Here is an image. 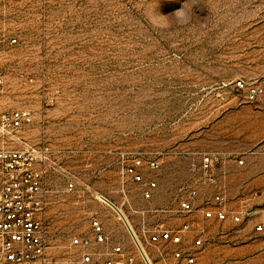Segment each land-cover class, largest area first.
Instances as JSON below:
<instances>
[{"label": "rangeland", "instance_id": "rangeland-1", "mask_svg": "<svg viewBox=\"0 0 264 264\" xmlns=\"http://www.w3.org/2000/svg\"><path fill=\"white\" fill-rule=\"evenodd\" d=\"M185 5L191 20L178 25ZM0 70V113L30 110L24 141L53 151L58 264L117 244L123 264H147L108 201L153 264L178 248L197 264H264V0H0ZM192 190L195 210L180 214ZM217 194L240 221L203 218ZM99 218L107 242L74 244ZM184 222L203 227L200 247L195 231L180 245L147 242L144 231Z\"/></svg>", "mask_w": 264, "mask_h": 264}, {"label": "built area", "instance_id": "built-area-1", "mask_svg": "<svg viewBox=\"0 0 264 264\" xmlns=\"http://www.w3.org/2000/svg\"><path fill=\"white\" fill-rule=\"evenodd\" d=\"M12 38L10 43H15ZM5 88V74L0 70V93ZM34 115L28 109L17 108L0 113V264H58V258L51 251L47 211L50 204V172L56 170L51 158L53 151L44 142L33 145L24 141L22 132L34 123ZM152 165H155L153 162ZM213 158L206 155L202 168L209 170ZM140 180V176H137ZM155 186V183H151ZM73 190V183L69 184ZM150 197V192H146ZM196 191L179 202L178 212L189 214L195 210L193 199ZM214 207L204 208V219L238 222L241 213L230 211L225 206V197L217 194ZM93 234L80 235L73 243L84 248L104 244L108 236L98 219L91 222ZM258 230H262L258 226ZM147 231V230H146ZM146 240L151 245L171 242L180 245L187 232L195 231L194 247L202 245V226L197 228L191 222H184L175 228L159 224L154 231H148ZM126 257L122 246L107 251L87 249L81 254L83 264H123ZM165 264H197V253L191 248H178L172 257H163ZM132 261V258H128Z\"/></svg>", "mask_w": 264, "mask_h": 264}, {"label": "clouds", "instance_id": "clouds-1", "mask_svg": "<svg viewBox=\"0 0 264 264\" xmlns=\"http://www.w3.org/2000/svg\"><path fill=\"white\" fill-rule=\"evenodd\" d=\"M192 7L185 5V7L180 8L177 10L173 15L175 17V23L178 25H186L191 20V13H192ZM187 8V10H185ZM162 27H166L167 25H161Z\"/></svg>", "mask_w": 264, "mask_h": 264}, {"label": "water", "instance_id": "water-1", "mask_svg": "<svg viewBox=\"0 0 264 264\" xmlns=\"http://www.w3.org/2000/svg\"><path fill=\"white\" fill-rule=\"evenodd\" d=\"M108 202H109V203L111 204V206H112V207L118 212V214H120L121 218L124 220V222H125L126 225L128 226L129 231H130V233L132 234L133 238L136 239V238H135V234H134L133 230L131 229V227H130V225H129L127 219H126V217H125L124 214L122 213V211H121V210H120L115 204H113L112 202H110V201H108ZM137 245H138V247H139V249H140L141 254L143 255L144 259L146 260L147 264H150V262H149L147 256L144 254V252H143V250L141 249V247H140L138 241H137Z\"/></svg>", "mask_w": 264, "mask_h": 264}, {"label": "bare ground", "instance_id": "bare-ground-1", "mask_svg": "<svg viewBox=\"0 0 264 264\" xmlns=\"http://www.w3.org/2000/svg\"><path fill=\"white\" fill-rule=\"evenodd\" d=\"M123 213V212H122ZM124 214V213H123ZM119 216H120V214H119ZM125 216V215H124ZM121 217V216H120ZM126 217V216H125ZM127 219V218H126ZM124 221V220H123ZM127 221H128V219H127ZM125 223V222H124ZM128 223H129V225H130V227H131V229L133 230V227H132V225L130 224V222L128 221ZM125 226H126V228L129 230V228H128V226L126 225V223H125ZM133 232H134V230H133ZM134 234H135V241H136V243H137V241H138V243H139V245H140V247H141V249L143 250V252H144V254L147 256V258H148V260H149V262H150V264H153L152 263V260H151V258H150V256H149V253H148V251H146V249H145V247L142 245V243L139 241V239H138V237H137V234L134 232Z\"/></svg>", "mask_w": 264, "mask_h": 264}, {"label": "crops", "instance_id": "crops-1", "mask_svg": "<svg viewBox=\"0 0 264 264\" xmlns=\"http://www.w3.org/2000/svg\"><path fill=\"white\" fill-rule=\"evenodd\" d=\"M119 208V207H118ZM100 222H101V224H102V227H103V230H104V232L106 233V231H105V226H106V222H105V220H102V219H98ZM104 221V222H103ZM105 223V224H104ZM118 245V244H117ZM117 245H114V246H117ZM114 246H111V248L112 247H114Z\"/></svg>", "mask_w": 264, "mask_h": 264}]
</instances>
